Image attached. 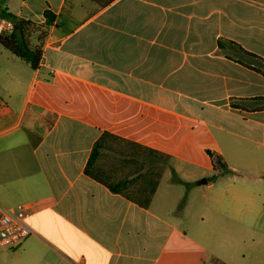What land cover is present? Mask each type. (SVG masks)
<instances>
[{
	"label": "crops",
	"instance_id": "0c3cea01",
	"mask_svg": "<svg viewBox=\"0 0 264 264\" xmlns=\"http://www.w3.org/2000/svg\"><path fill=\"white\" fill-rule=\"evenodd\" d=\"M0 2L56 18L36 70L0 47V207L31 208L0 264H231L226 205L264 188V0ZM210 172L249 195L210 209Z\"/></svg>",
	"mask_w": 264,
	"mask_h": 264
},
{
	"label": "rangeland",
	"instance_id": "374dc122",
	"mask_svg": "<svg viewBox=\"0 0 264 264\" xmlns=\"http://www.w3.org/2000/svg\"><path fill=\"white\" fill-rule=\"evenodd\" d=\"M264 70V68L262 67ZM209 112H202L203 116L213 117ZM233 158H230L232 162ZM248 159L246 158L245 164ZM228 164H230L228 162ZM217 168H219L216 165ZM215 172L209 173L208 183H212L213 187L208 185H202L194 187L195 190H200L203 196L207 194L210 200V209L213 205V199L218 194H224L227 191V196H231L232 193H239L240 197L245 198L248 196L249 191L247 186H239L240 182H236L238 179L232 181L233 173L228 172L224 174L215 173L214 179L212 175ZM239 174V173H237ZM264 186V184H262ZM257 196L256 201L253 203L241 202L240 204L226 205V214L224 219L225 236L223 238V249L217 253L223 255L226 261L231 264H264V188L260 190H251ZM198 194V195H200ZM245 195V196H244ZM225 196L226 198H229ZM235 216V218H233ZM205 248L203 255H210L211 250L215 246H219L220 243H216L215 240L209 236L204 242Z\"/></svg>",
	"mask_w": 264,
	"mask_h": 264
},
{
	"label": "trees",
	"instance_id": "16d2710c",
	"mask_svg": "<svg viewBox=\"0 0 264 264\" xmlns=\"http://www.w3.org/2000/svg\"><path fill=\"white\" fill-rule=\"evenodd\" d=\"M98 9H103L115 0H87ZM1 5V2H0ZM44 22L36 23L31 20L19 18L0 7V20L12 25L10 32H0V47L26 63L30 69L36 70L42 57V48L48 36L49 29L55 23V16L46 11ZM260 70L264 68V60L258 62ZM210 157H212L210 155ZM215 165L226 172L225 167L217 157H212Z\"/></svg>",
	"mask_w": 264,
	"mask_h": 264
},
{
	"label": "built area",
	"instance_id": "2783aa9c",
	"mask_svg": "<svg viewBox=\"0 0 264 264\" xmlns=\"http://www.w3.org/2000/svg\"><path fill=\"white\" fill-rule=\"evenodd\" d=\"M12 28L10 23L0 20V32H10ZM30 210L27 205L0 207V250L17 248L30 234L27 223Z\"/></svg>",
	"mask_w": 264,
	"mask_h": 264
},
{
	"label": "water",
	"instance_id": "95a60500",
	"mask_svg": "<svg viewBox=\"0 0 264 264\" xmlns=\"http://www.w3.org/2000/svg\"><path fill=\"white\" fill-rule=\"evenodd\" d=\"M197 184H206V179H201L197 182Z\"/></svg>",
	"mask_w": 264,
	"mask_h": 264
}]
</instances>
